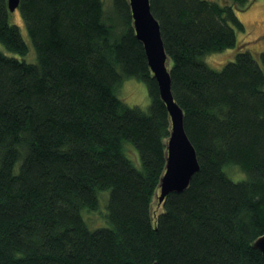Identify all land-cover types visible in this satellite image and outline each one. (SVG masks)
Listing matches in <instances>:
<instances>
[{"label":"trees","instance_id":"1","mask_svg":"<svg viewBox=\"0 0 264 264\" xmlns=\"http://www.w3.org/2000/svg\"><path fill=\"white\" fill-rule=\"evenodd\" d=\"M251 1L149 0L199 164L157 212L171 122L129 1L19 0L36 62L0 51V264H264V51L237 41ZM10 14L0 0V42L25 55ZM228 48L221 69L206 63ZM127 78L145 109L118 97ZM103 191L108 225L91 229Z\"/></svg>","mask_w":264,"mask_h":264},{"label":"water","instance_id":"2","mask_svg":"<svg viewBox=\"0 0 264 264\" xmlns=\"http://www.w3.org/2000/svg\"><path fill=\"white\" fill-rule=\"evenodd\" d=\"M136 38L142 43L147 64L157 83L159 96L166 106L171 128L166 142L165 171L159 181L158 203L171 192L185 190L192 176L199 170L196 151L190 142L183 125V110L171 91L168 56L161 38L159 23L152 15L149 0H128ZM19 5V0H7L10 13ZM253 246L264 259V234L258 236ZM150 264H156L152 262Z\"/></svg>","mask_w":264,"mask_h":264},{"label":"rangeland","instance_id":"3","mask_svg":"<svg viewBox=\"0 0 264 264\" xmlns=\"http://www.w3.org/2000/svg\"><path fill=\"white\" fill-rule=\"evenodd\" d=\"M104 7L107 12H110L111 0H104ZM236 15L245 27L244 32L237 33L238 43L246 45L247 49L253 53L264 51V0H252L248 8L236 11ZM9 21L19 26L22 37L28 45V51L25 55H19L9 51L1 42L0 51L8 56L17 57L29 63L36 62L35 51L27 34L20 12L18 10L12 12L9 16ZM235 53V48L224 49L220 52L207 55L205 61L211 68L219 70L225 63L234 59ZM257 60L264 71V66L259 57H257ZM117 95L126 104L130 106L136 105L143 109H145L150 102L145 83L135 78L124 79L117 90ZM224 171L233 180L245 178V173L236 165H226ZM159 191L158 189L157 193H159ZM107 194V191L100 192V203L96 210L92 212L84 210L82 213L87 225L91 229L108 225L106 218L107 207L105 206ZM152 206L155 211L158 212L160 210L156 196L154 197Z\"/></svg>","mask_w":264,"mask_h":264}]
</instances>
